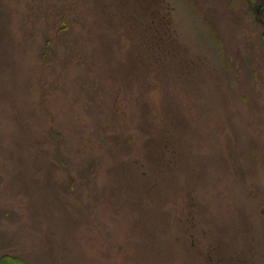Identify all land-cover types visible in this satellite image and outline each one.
<instances>
[{
  "label": "rangeland",
  "instance_id": "374dc122",
  "mask_svg": "<svg viewBox=\"0 0 264 264\" xmlns=\"http://www.w3.org/2000/svg\"><path fill=\"white\" fill-rule=\"evenodd\" d=\"M0 264H264V0H0Z\"/></svg>",
  "mask_w": 264,
  "mask_h": 264
}]
</instances>
